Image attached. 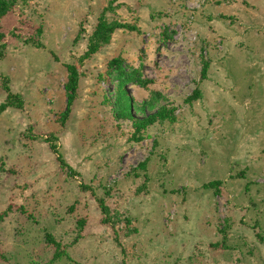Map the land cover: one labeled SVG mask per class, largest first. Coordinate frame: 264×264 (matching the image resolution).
Listing matches in <instances>:
<instances>
[{
    "label": "rangeland",
    "instance_id": "rangeland-1",
    "mask_svg": "<svg viewBox=\"0 0 264 264\" xmlns=\"http://www.w3.org/2000/svg\"><path fill=\"white\" fill-rule=\"evenodd\" d=\"M109 5L135 30L81 59ZM0 34V104L22 98L0 111V264H264V0H17ZM118 55L152 80L126 83L134 115L150 90L177 107L140 141L113 115Z\"/></svg>",
    "mask_w": 264,
    "mask_h": 264
},
{
    "label": "trees",
    "instance_id": "trees-1",
    "mask_svg": "<svg viewBox=\"0 0 264 264\" xmlns=\"http://www.w3.org/2000/svg\"><path fill=\"white\" fill-rule=\"evenodd\" d=\"M17 0H0V17L7 14L16 4ZM108 8L112 9V7L106 6L103 7L101 13L97 17L96 24L89 34L87 38V48L85 52L82 54L81 59L89 58L96 52H98L101 47L109 44L112 34L117 29H127V30H135V26L129 24L127 22L119 21V20H109L106 17V10ZM82 31V28H81ZM164 32V31H163ZM80 33H78L76 39L78 38ZM0 37L1 34H0ZM35 46H41V44L37 41L34 42ZM107 71L105 78L112 76V78L116 81L115 85V109H113V115L116 118L127 119L131 122L132 133L130 136L131 140L140 141L143 139V133L145 129L155 123H161L164 121L174 122L176 120V105L172 101H166L163 104H158L159 98H161V93L157 90H150L149 98L144 99L142 102L137 104V108L145 110L147 107L150 109H154L152 112L144 115V116H136L132 112L133 103L132 99L127 93L125 88L126 83L132 82L139 86H147L148 83H151L152 80L147 79L143 76L141 72V68L134 67L132 65H127L121 56H115L110 58L107 61ZM67 70V77L64 83V92L66 96V104L64 110L60 113V122L64 124L65 120L68 118L72 104L75 101L78 94V87L80 81V73L78 71L77 66L74 63H69L65 65ZM206 74V62H202L201 66V78H204ZM107 76V77H106ZM200 91L196 87L193 89L192 93L188 95L185 100L192 101L199 97ZM22 106V98L18 94H13L11 92L8 93L6 100L0 104V111L4 110L7 107H15L19 108ZM51 147L54 149L55 145L51 143ZM57 160L65 163L61 160L59 156H57ZM141 166H144L141 164ZM72 170L70 169V174ZM219 181H212L207 183L205 186L217 185ZM217 191V190H216ZM101 212L103 214L102 222L108 223V220L105 217L107 214V208L102 203L100 204ZM5 213V212H4ZM4 213L0 214V218ZM80 225H83V220L79 221ZM46 239L48 242L53 243L55 245L54 257L57 258L61 256V244L56 241L53 236L49 233L46 234Z\"/></svg>",
    "mask_w": 264,
    "mask_h": 264
}]
</instances>
